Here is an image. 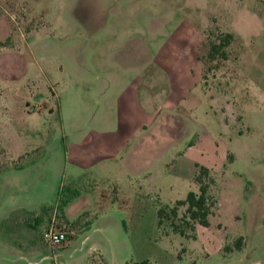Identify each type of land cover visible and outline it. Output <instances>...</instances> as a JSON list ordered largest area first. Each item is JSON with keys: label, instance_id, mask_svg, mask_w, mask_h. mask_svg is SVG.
Here are the masks:
<instances>
[{"label": "rangeland", "instance_id": "374dc122", "mask_svg": "<svg viewBox=\"0 0 264 264\" xmlns=\"http://www.w3.org/2000/svg\"><path fill=\"white\" fill-rule=\"evenodd\" d=\"M223 32L227 56H209ZM129 39L146 50L139 61L117 54ZM144 64L150 101L182 89L151 131L150 173L127 180L128 158L73 175L66 146L97 126L105 87L113 112V93ZM196 164L210 168L217 202L185 236L167 218L160 227L157 209L197 190ZM75 192L68 219L62 200ZM52 224L66 230L59 245L43 238ZM142 260L264 261V0H0V264Z\"/></svg>", "mask_w": 264, "mask_h": 264}, {"label": "crops", "instance_id": "0c3cea01", "mask_svg": "<svg viewBox=\"0 0 264 264\" xmlns=\"http://www.w3.org/2000/svg\"><path fill=\"white\" fill-rule=\"evenodd\" d=\"M136 43V39L126 41L124 47L117 51L119 57L124 60L128 57L131 60L139 61V57L145 55L143 51L146 50L141 52V49L136 47ZM172 49L175 51V46ZM195 59L197 66H199L197 56H195ZM135 67L137 68L132 70V77L124 82L122 87L119 86L113 93L115 96L113 112L112 103L109 99L111 91L109 92V89L105 87L104 93L108 91V95L105 97V104L108 105L103 106L101 114L97 116L96 111L99 108L97 107L96 111L94 110L93 119L97 126L92 127L87 132L80 130L78 141L70 140L66 146V162L74 167L72 170L73 175L77 174L78 170L91 169L99 164H105L106 167H109V163L112 161L123 165L128 158L132 161L134 159L135 162L132 165H128L126 168L129 169H125L123 173L127 180L131 181L138 176L150 173L149 169L153 166V159L158 157L154 155V148L150 147L151 144L157 141L158 130L154 131L155 135L151 131L155 125L158 126L160 124V120H163L164 116L170 117L168 120L172 119V114L169 112L165 113V111L175 108V103L182 100L180 98L182 89L179 85L174 86L173 84H169V91L163 93L158 98L160 99L159 101L157 99L155 102L150 101L153 93L148 91L149 89L147 88L146 91L140 94L139 87L145 80L143 76L145 64L144 66ZM121 68L125 69L127 66H121ZM109 76L112 77L111 75ZM145 81L147 85L153 84L152 81L147 79ZM100 123L102 126H100ZM143 150L146 151V156L139 153ZM167 171L168 174L174 177H185L183 172L174 171L172 166L167 167ZM192 180L194 181L193 177ZM73 181L71 178L70 183H74ZM196 187H198L197 184ZM88 194L93 196L91 193ZM80 197H82L81 193L66 206V216L68 219H70V211L76 207V202ZM86 237L87 235L82 241Z\"/></svg>", "mask_w": 264, "mask_h": 264}, {"label": "trees", "instance_id": "16d2710c", "mask_svg": "<svg viewBox=\"0 0 264 264\" xmlns=\"http://www.w3.org/2000/svg\"><path fill=\"white\" fill-rule=\"evenodd\" d=\"M232 37V32L220 33L217 41H212L209 46V56L213 57L215 54H220L225 58L227 56L226 47L229 45ZM196 166L197 170L195 171L193 178L198 186L197 190L190 189L186 196L177 199L174 205L169 203H159L157 209L158 225L160 227L163 225L164 219L167 218L171 229L185 236L189 235V232L184 227L185 224H187L192 231H194L196 224H208V216L212 212V206L217 202V199H215L211 192L215 180L210 168L206 165L196 164ZM77 194L78 192L72 193V195L68 196L65 200H62L61 206H65L71 198ZM180 205L185 206L180 222L183 224H179L174 219V217L177 216L178 207ZM190 236H193V234ZM238 240H241V236H239ZM225 247L230 248L229 245H225ZM235 247L240 248L241 243H237ZM144 263L148 264L146 260H142L137 264ZM260 264H264V261Z\"/></svg>", "mask_w": 264, "mask_h": 264}, {"label": "built area", "instance_id": "2783aa9c", "mask_svg": "<svg viewBox=\"0 0 264 264\" xmlns=\"http://www.w3.org/2000/svg\"><path fill=\"white\" fill-rule=\"evenodd\" d=\"M43 238L51 245H59L66 240V230L63 227H56L54 224L43 229Z\"/></svg>", "mask_w": 264, "mask_h": 264}]
</instances>
